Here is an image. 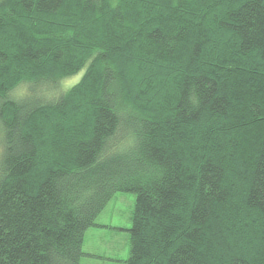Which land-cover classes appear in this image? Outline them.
Masks as SVG:
<instances>
[{"label": "trees", "instance_id": "16d2710c", "mask_svg": "<svg viewBox=\"0 0 264 264\" xmlns=\"http://www.w3.org/2000/svg\"><path fill=\"white\" fill-rule=\"evenodd\" d=\"M0 123V264H79L118 190L126 264H264V0H0Z\"/></svg>", "mask_w": 264, "mask_h": 264}, {"label": "rangeland", "instance_id": "374dc122", "mask_svg": "<svg viewBox=\"0 0 264 264\" xmlns=\"http://www.w3.org/2000/svg\"><path fill=\"white\" fill-rule=\"evenodd\" d=\"M83 69L61 77L55 83L46 84L48 90H42L43 82L37 84L30 94L40 98L52 97L67 85L75 82ZM28 85L21 83L10 94L18 95ZM51 86V87H50ZM48 92L47 95L43 93ZM24 95H29L26 93ZM22 95V96H24ZM1 123H0V152H1ZM135 193L132 191H115L97 215L96 223L86 228L82 249L83 255L79 264H126L129 251V227L133 210Z\"/></svg>", "mask_w": 264, "mask_h": 264}]
</instances>
